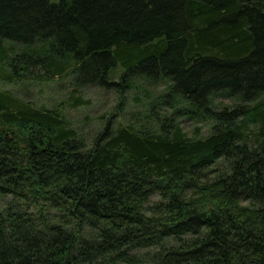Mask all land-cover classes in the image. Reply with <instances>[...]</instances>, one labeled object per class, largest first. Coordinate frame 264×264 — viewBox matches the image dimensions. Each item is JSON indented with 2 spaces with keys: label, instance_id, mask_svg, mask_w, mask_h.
Listing matches in <instances>:
<instances>
[{
  "label": "trees",
  "instance_id": "1",
  "mask_svg": "<svg viewBox=\"0 0 264 264\" xmlns=\"http://www.w3.org/2000/svg\"><path fill=\"white\" fill-rule=\"evenodd\" d=\"M66 76L154 130L0 88V264H264V0H0V84Z\"/></svg>",
  "mask_w": 264,
  "mask_h": 264
},
{
  "label": "rangeland",
  "instance_id": "2",
  "mask_svg": "<svg viewBox=\"0 0 264 264\" xmlns=\"http://www.w3.org/2000/svg\"><path fill=\"white\" fill-rule=\"evenodd\" d=\"M0 88L2 91L11 92L21 100L31 102L35 107L59 109L69 126L75 129L87 144H90L92 138L107 122L113 126H136L140 129L154 130L153 122L148 118L149 103L151 104L152 101L147 96L154 97L161 93L162 89L160 86H144L139 90L129 89L125 92V101H122L114 90L76 86L69 76L34 84L27 82L25 85L3 83L0 84ZM139 93H143L140 94L141 101L136 102L133 98ZM78 96L88 103L72 106ZM180 120L183 122L184 131L189 136H194L196 134L194 122L184 118ZM207 132V127L203 126L199 134L204 136ZM157 199V196H153L151 200Z\"/></svg>",
  "mask_w": 264,
  "mask_h": 264
}]
</instances>
